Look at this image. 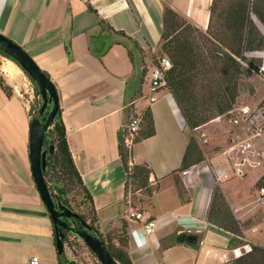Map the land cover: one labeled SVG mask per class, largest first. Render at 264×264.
Segmentation results:
<instances>
[{
    "label": "crops",
    "instance_id": "0c3cea01",
    "mask_svg": "<svg viewBox=\"0 0 264 264\" xmlns=\"http://www.w3.org/2000/svg\"><path fill=\"white\" fill-rule=\"evenodd\" d=\"M210 3L0 0V34L25 49L55 87L67 144L91 195L100 232L124 224L132 264H231L234 259L230 238L205 218L215 185L209 171L226 173L227 167L208 161L181 173L185 197L189 198L181 203L170 175L180 165L188 131L166 88L159 91L152 104L143 98L153 68L150 58L160 44L164 9H172L204 31ZM99 19L122 31L136 47L98 25ZM107 46L98 60L95 51ZM4 76L0 72L10 95L0 89V264H29L32 256L39 264H58L51 222L26 161L32 117ZM129 107L135 115L148 109L155 130L153 136L133 143L129 149V164L148 165L149 183L155 187L150 195L142 190L135 192L139 199L133 203L123 192L125 173L117 156L118 135ZM231 176L219 181V187L235 218L250 220L248 229L256 231L260 224H254L256 215H247L252 209H243L249 208L253 200L240 202L244 178L233 172ZM136 204L141 208L136 211L144 216L163 217L152 234L144 233L139 221L127 218L129 208ZM180 233L192 234L196 239L199 235L200 239L195 244L180 243L176 241ZM170 236L174 242L168 240L167 247L160 249V240Z\"/></svg>",
    "mask_w": 264,
    "mask_h": 264
},
{
    "label": "trees",
    "instance_id": "16d2710c",
    "mask_svg": "<svg viewBox=\"0 0 264 264\" xmlns=\"http://www.w3.org/2000/svg\"><path fill=\"white\" fill-rule=\"evenodd\" d=\"M97 23L113 35L127 41L133 48L136 47V43L122 31L114 30L100 19ZM258 25L264 28V0H211L205 31L192 26L172 9L167 7L164 9L158 52L165 53L171 62V67L166 72L164 87H167L166 89L171 94L187 131H192L218 116L228 115V112L235 106L239 76L245 67L258 70L257 66L260 62L246 55L260 53L264 50V35ZM187 33L196 34L201 43L190 40L186 36ZM107 49L108 46L103 50L95 51L98 60ZM0 55L13 61L2 52ZM42 72L49 78L44 71ZM197 84L201 85L200 90L205 91L206 95L198 96ZM0 89L6 95H10V89L1 77ZM35 94L39 95L36 87ZM130 110L129 107L125 114ZM154 133L153 118L150 111L146 109L141 114L133 143L149 138ZM50 147H52L51 153H49ZM42 148L46 151L45 168L42 174L52 199L77 213L89 225L90 233L104 243L117 264H132L127 252L129 235L124 224L121 223L118 235L113 238L100 235L99 219L91 195L85 188L73 162L59 107L54 120L44 134ZM117 156L125 173L124 194L128 193V186L132 185L135 186L132 192L142 190L150 195L151 170L146 164H129L130 151L123 142L121 132L118 135ZM203 160L202 151L195 139L188 136L180 165L172 172L181 203L188 202L189 198L185 197L186 193L177 173L188 170L191 166L202 163ZM26 161L29 166L28 155ZM254 188L264 189L263 177L255 181ZM132 192H130L131 195L134 194ZM71 198L81 208L80 211H75L71 207ZM205 218L211 226L231 235L229 240L231 248L246 243L244 229L251 225L250 220L236 219L224 194L216 188L209 199ZM51 231L53 245H55L52 224ZM67 233L63 230L64 243H67ZM196 236L199 240L200 236ZM168 240L171 243L174 242L172 236L160 240V249L167 247ZM83 245L85 246L84 243ZM249 246L251 250L232 259L231 264H264V247L254 243H249ZM63 255V253L56 252L58 264H76L63 262ZM97 263L100 264L98 261Z\"/></svg>",
    "mask_w": 264,
    "mask_h": 264
},
{
    "label": "rangeland",
    "instance_id": "374dc122",
    "mask_svg": "<svg viewBox=\"0 0 264 264\" xmlns=\"http://www.w3.org/2000/svg\"><path fill=\"white\" fill-rule=\"evenodd\" d=\"M216 23V21L214 22ZM261 33L264 35V28L261 25H258ZM202 31V30H201ZM205 31V30H204ZM186 36L190 38V40L201 43V40L198 38L196 34L187 33ZM20 46V45H19ZM21 47V46H20ZM22 48V47H21ZM25 50V49H24ZM152 54L150 58V63L152 66L158 65V60L161 57L169 58L165 53L158 52ZM28 54V53H27ZM29 55V54H28ZM248 58L257 59L259 62L257 68L258 70L250 69L245 67L243 73L239 76L238 80V94L235 102L234 108H236V112L242 106H260L264 105V50L260 53H251L246 55ZM11 63H10V62ZM11 66V67H10ZM10 67L13 69L15 73H17L14 77V80H10L6 73L2 71L1 68ZM0 72L4 74L5 78L10 82L11 88L18 95L19 98L27 105L28 111L31 117L36 115V110H38L41 105V99L39 95L35 94V85L33 81L27 76V74L17 66V64L8 58L2 57L0 55ZM17 78V79H16ZM3 79V78H2ZM138 84V82H137ZM136 88V86L134 87ZM165 88V87H163ZM167 88V87H166ZM198 96L206 95L205 91H201V85L197 84L196 86ZM128 109V108H127ZM126 109V111H127ZM135 114L132 110L129 113L125 114L123 125L129 122L132 116ZM235 115V114H233ZM231 115V117L233 116ZM141 115L139 116L140 119ZM230 115H221L216 118H213L208 123L197 127L192 131H188V136H191L195 139V142L199 146L203 155V162L208 163V161H212L215 166L218 163H222L225 167H227L226 173L220 177L221 181H226L231 176L232 167L234 163H240L242 165H238L244 175L242 176L243 184L241 185V195L242 199L240 200L241 204L247 203L250 200H253V203L249 208L243 209H252L247 215H256L255 223L258 224V229L256 231H251L248 229V226L244 229L246 232V237L255 242V244H259L260 247H264V204H261L257 200L256 189L254 188V183L260 177L264 178V129L258 130L254 126V122L251 121L240 122V124H232L230 122ZM215 120V121H213ZM258 133V134H256ZM205 140V142H203ZM128 150L131 148L132 142L127 143ZM130 151V150H129ZM219 168V166H217ZM210 168V166H209ZM184 172V171H183ZM183 172H178L177 177L181 181L180 174ZM172 176V173L171 175ZM227 178L224 179V177ZM173 177V176H172ZM215 182L213 190L216 188L220 192L222 190L219 187V182H216V179L213 178ZM182 183V181H181ZM183 185V184H182ZM135 186H128V195L129 199H131V203L136 199H139V195H136L132 192ZM151 193L155 190V187L151 186ZM184 188V186H183ZM212 190V192H213ZM130 192L134 193L133 195ZM211 192V194H212ZM186 193V192H185ZM223 193V192H222ZM253 193L255 197H252ZM211 197V195H210ZM71 207L75 211H80V207L76 204V201L70 199ZM139 205H135L134 207H130L129 213L137 212L136 209ZM231 208V207H230ZM232 209V208H231ZM86 211V210H85ZM128 218V215H127ZM129 219V218H128ZM243 221V220H242ZM121 225V224H120ZM117 229H112L107 232H100L101 236H110L114 237L118 235L121 226ZM142 227V224H141ZM99 229V227H98ZM143 229V228H142ZM254 229V228H253ZM252 229V230H253ZM100 231V229H99ZM145 233V232H144ZM152 234V233H151ZM67 243H64L63 246V262H74L76 264H98L96 259L90 253V251L83 245L81 240L77 237L73 236L70 233L66 234ZM247 238L244 240L249 241ZM114 242V241H113ZM251 243V242H250ZM232 253V251H231Z\"/></svg>",
    "mask_w": 264,
    "mask_h": 264
},
{
    "label": "water",
    "instance_id": "95a60500",
    "mask_svg": "<svg viewBox=\"0 0 264 264\" xmlns=\"http://www.w3.org/2000/svg\"><path fill=\"white\" fill-rule=\"evenodd\" d=\"M0 52L11 58L34 82L41 99L38 113L31 118L28 127V162L34 187L53 227L56 252L63 253V229H67L85 244L100 264H117L104 243L90 233L89 225L77 213L52 199L48 185L44 180L42 174L46 157V151L42 148L44 134L54 120L59 107L55 87L23 48L1 34ZM51 152L52 147L49 148V153ZM61 218H66L75 225L70 226ZM176 241L195 244L197 239L192 234L180 233L177 235Z\"/></svg>",
    "mask_w": 264,
    "mask_h": 264
},
{
    "label": "built area",
    "instance_id": "2783aa9c",
    "mask_svg": "<svg viewBox=\"0 0 264 264\" xmlns=\"http://www.w3.org/2000/svg\"><path fill=\"white\" fill-rule=\"evenodd\" d=\"M171 67V62L168 58L166 57H161L158 60V65L154 66L152 70L150 71L149 74V82H148V90L146 95L143 96V98L147 101L148 104H152L157 100V96L159 91L164 87L165 85V77H166V72L170 69ZM236 108H232L229 112L228 115H233L230 118V122L232 124H240V122H247L251 121L254 122L255 128L258 130L264 129V105L262 107L260 106H242L239 108V110L236 112ZM139 116L140 115H134L131 117L129 122L126 125H123L121 129V136L123 139L124 144L127 146V143H131L133 140V137L138 130L139 126ZM248 123V122H247ZM258 134V133H256ZM205 142V140L203 141ZM238 163H234L232 167V172L235 175L242 176L244 173L240 169ZM209 174L212 175V178L216 179V182L220 181V177H222L225 172L220 171V170H210ZM227 178V176L224 177V179ZM257 193V200L261 203L264 204V189H258L256 190ZM128 218L130 220H136L139 221L142 224L143 231L146 234H151L155 231V229L158 227L160 222L162 221V218H151L149 216H144L141 212H132L128 214ZM254 230V229H253ZM226 235L230 238L231 235L226 233ZM249 241H247L245 244L241 246H237L232 248V254L234 258H238L242 256L243 254L248 253L251 248L249 246ZM29 264H39V260L36 256H32L29 260Z\"/></svg>",
    "mask_w": 264,
    "mask_h": 264
},
{
    "label": "bare ground",
    "instance_id": "6f19581e",
    "mask_svg": "<svg viewBox=\"0 0 264 264\" xmlns=\"http://www.w3.org/2000/svg\"><path fill=\"white\" fill-rule=\"evenodd\" d=\"M10 62V61H9ZM11 63V62H10ZM11 67V66H10ZM10 67H6V68H1L2 69V71L3 72H5L6 74L5 75H7V77L12 81V80H14V77H16L15 75L17 74V73H15L14 71H13V69L12 68H10ZM17 79V78H16Z\"/></svg>",
    "mask_w": 264,
    "mask_h": 264
},
{
    "label": "flooded vegetation",
    "instance_id": "af4514ba",
    "mask_svg": "<svg viewBox=\"0 0 264 264\" xmlns=\"http://www.w3.org/2000/svg\"><path fill=\"white\" fill-rule=\"evenodd\" d=\"M61 220L63 221V222H65L66 224H68V225H70V226H74L75 224H73V223H71L68 219H66V218H61ZM64 231H66V232H68V233H70V234H72L73 236H76L74 233H72V232H70L69 230H67V229H63Z\"/></svg>",
    "mask_w": 264,
    "mask_h": 264
}]
</instances>
